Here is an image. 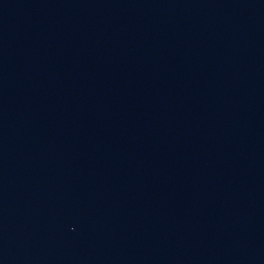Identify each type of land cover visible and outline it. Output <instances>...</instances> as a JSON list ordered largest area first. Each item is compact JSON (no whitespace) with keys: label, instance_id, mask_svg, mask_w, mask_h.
Instances as JSON below:
<instances>
[{"label":"water","instance_id":"95a60500","mask_svg":"<svg viewBox=\"0 0 264 264\" xmlns=\"http://www.w3.org/2000/svg\"><path fill=\"white\" fill-rule=\"evenodd\" d=\"M0 264H264V0H0Z\"/></svg>","mask_w":264,"mask_h":264}]
</instances>
